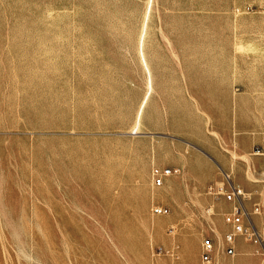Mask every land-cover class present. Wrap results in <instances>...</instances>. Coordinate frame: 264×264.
Returning <instances> with one entry per match:
<instances>
[{
  "label": "rangeland",
  "instance_id": "1",
  "mask_svg": "<svg viewBox=\"0 0 264 264\" xmlns=\"http://www.w3.org/2000/svg\"><path fill=\"white\" fill-rule=\"evenodd\" d=\"M228 183L260 236L233 257ZM209 238L264 264V0H0V264H202Z\"/></svg>",
  "mask_w": 264,
  "mask_h": 264
},
{
  "label": "built area",
  "instance_id": "2",
  "mask_svg": "<svg viewBox=\"0 0 264 264\" xmlns=\"http://www.w3.org/2000/svg\"><path fill=\"white\" fill-rule=\"evenodd\" d=\"M176 170L170 168L154 167L152 169V180L155 187H162L165 185L166 180L171 177ZM208 191L214 197H223L226 202L231 204V209L224 215V224L228 231L224 234L223 238V251L228 256L236 255V241L239 237H245L254 243L260 241V236L251 224V215L248 212L245 202L248 199V194L240 186L228 183L211 185ZM255 212H259L256 208ZM169 210L164 207H155L153 214L165 215ZM217 246L212 239H205L202 243V264H211Z\"/></svg>",
  "mask_w": 264,
  "mask_h": 264
},
{
  "label": "bare ground",
  "instance_id": "3",
  "mask_svg": "<svg viewBox=\"0 0 264 264\" xmlns=\"http://www.w3.org/2000/svg\"><path fill=\"white\" fill-rule=\"evenodd\" d=\"M151 2V1H150ZM149 3V2H148ZM150 8V7H149ZM148 13H149V10H148ZM146 15V14H145ZM148 15V14H147ZM145 17H147V16H145ZM147 21V20H146ZM145 26H146V23H145V21H144V23H143ZM143 25V26H144ZM145 26H144V28H145ZM144 31H145V29H144ZM143 31V32H144ZM141 35V34H140ZM144 34H142V37H141V46H140V51H141V55H142V60H143V63L146 65V69H148V71H149V73H150V68H149V66H148V63H147V59H146V56H145V54H144V51H143V43H144V36H143ZM150 78V81H149V83H148V85H149V93H150V91H152V89H153V85H152V78H151V76L149 77ZM149 93H147V95H146V97H145V99H144V102H143V104H142V106H141V108H140V111H139V119L141 118V116H142V113H143V109H144V107H145V104L147 103V101H148V99H149ZM133 133H135L134 131H133Z\"/></svg>",
  "mask_w": 264,
  "mask_h": 264
}]
</instances>
